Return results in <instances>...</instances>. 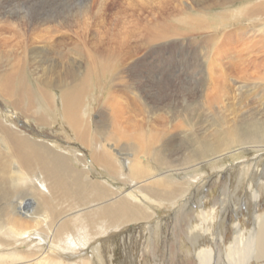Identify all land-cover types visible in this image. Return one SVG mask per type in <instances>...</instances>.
Listing matches in <instances>:
<instances>
[{"label":"bare ground","instance_id":"6f19581e","mask_svg":"<svg viewBox=\"0 0 264 264\" xmlns=\"http://www.w3.org/2000/svg\"><path fill=\"white\" fill-rule=\"evenodd\" d=\"M33 1L34 3L41 2V0ZM43 1L44 3L41 2V4H37L38 7H34V11H28V14L31 15L28 17L27 24L31 30H33V27L36 30L37 28L44 26L41 23L45 19L43 16L37 14L36 11L38 9L46 10V7H49V11H51L54 16H59L63 12L60 11V8L57 9L59 3L63 0H57L55 4L47 3L48 1L45 0ZM188 1L189 0H184V2H181L185 3L191 10L197 11L196 14H193L195 16L188 14L184 17V22L187 23L188 26L192 25L196 28L205 26V24H207L210 19L207 11H209V9L214 6H220V12L215 15L219 18V21L216 22V27L222 28L224 25L242 22V17L244 15H247L248 19L258 16L262 18L260 20L262 22V25L257 23L258 26H256L254 25V21L248 23L246 27H243L241 25L242 23H240L239 28H236L235 31L237 34H239V36H242L245 39H254L251 37V34H254L256 39L259 36L264 37V0H257L258 3L253 5L250 4L252 3V0H247L249 5H242V9L237 7V9H234L233 5H231L239 0H194V3L192 5H188ZM89 8L90 6L85 3V5L82 7V10H80V13H85L83 18L88 16L87 10ZM19 13L20 12L15 13L17 19L18 17H20ZM167 15H169V13ZM9 16L12 17L14 16V14L10 15L9 13ZM4 17H7V15ZM172 17L175 18L177 16ZM177 20L179 21L180 18L176 19V21ZM9 24L10 22L8 23V26L6 24V26L4 24L0 25V94H2L4 97L9 96L15 98V101L17 103H20L21 107H24L26 119L23 120L22 123L25 127H27L26 125L29 124V119L32 118L31 114L34 115L33 117L42 125L48 123L53 126L56 122L62 120L63 122H60V126L62 128L61 133H63L64 135H68L70 139H77L80 140V142L82 141L83 143L88 145L89 143L91 144L89 145V147H91L93 151V164L92 162H89L87 165V169H84L82 172H76L73 169L72 164L69 162V156L71 158V155L58 152L57 150H55L52 144L45 143L44 140L38 141L30 138L29 136L24 134L23 130H18L14 125L12 126L3 122L2 115L0 114V175L4 176L3 179H0V181L5 182V186L0 183V200H4L8 196L12 199H18L16 203L12 202V205H3L4 207L10 206V210L8 212L6 211V213L0 217V235L1 233L11 235L13 236V239H4L6 243L2 242V240L0 239V246L2 247V245L4 244L17 246L18 244L14 243H19L17 241H24V243L19 247L22 249H18L16 252H0V264H73L70 260L65 259L61 252H59V254L55 252V244H59L61 247L67 249H69L70 247L74 248L73 250H79L81 247L88 246L90 248L89 252H80L81 256L89 255V257L83 260L82 264H135L136 254L131 251V248L135 241L134 234H136L137 232L154 233L155 227L153 226V224H151V220L154 218L156 213H161L162 210H164L166 202H175V200L185 196V193L187 192V190H189V188L187 187L189 182L175 176L179 171H184L186 168L184 170H180V166H178L179 163L176 159H173L175 158L173 157V155L181 154L184 159H187V157L184 156L186 154H184L183 150H190L191 148H178L177 143L175 142V135H169L168 137V134H170L171 132L164 134L166 135H163L164 137L158 135L159 138H161L160 140L156 137L157 135L154 136L150 132L151 124L152 128L153 126H155V124L159 126L158 129L161 133V129L163 127L171 124L176 120V118H179L180 115L177 114V111L175 110L176 112L169 118L167 115L169 114L170 110L166 107L163 106L155 109L153 111L154 113H152V115L150 116V124L148 126L149 131L143 130L144 132L142 134H140V132L139 134L134 132V134L130 135V137L140 136L139 138H142L141 141L139 140V142H136V140L134 142V148L137 150L135 154L136 157L134 159L130 158V161L128 162V167L133 171V174H129V178L118 177L119 180L116 183H114L113 181L111 182L108 177L100 175L98 167H103L104 169L111 171V173H118L121 167L120 165H117V161H122V157H119L120 152L118 150L119 148H122V150L125 151L126 145H124L122 142V136H120L116 131H114L113 133L110 132L108 120H101L97 122L95 129L94 127L91 129L90 124H88V117H85V96L87 94L85 88V74L88 70H85V74L83 72H80L81 69L75 64V60L73 59L72 61H74V63L72 61L68 62L69 65L66 66V73L63 70V65L60 66L56 62V53L61 52L56 46L63 45L62 41H64V37L61 36L60 40H56L55 38L54 41H52V38L54 37V35L52 34L54 32L53 26H44L45 29H42L43 27H41L42 30L40 32L44 34L38 33V35H35L32 32L31 34H34L35 37L29 34L30 30L25 29V33H21V38H23V41L20 42L17 38H15L16 36L13 40L12 37L10 39V37L8 36L7 32L13 33V27L15 26L12 22L10 27ZM162 25L163 24L161 22V26ZM181 25L182 24H180V26ZM19 26L20 23H18L16 26L18 30L20 29ZM154 26L155 24L153 25V27ZM162 27H164V25ZM16 28L14 27V32L17 31ZM157 28L158 27H156V29ZM172 29L173 28H171V31ZM152 31L151 32L154 33V30ZM26 32L28 33L29 37H27ZM127 32L128 31L125 30L104 31V33L101 34H94L93 39H88L87 28L83 33H75L79 39L77 40V42L73 43V52L75 53V51H77L78 55H82L83 51L86 49L88 50V53H92L91 55L93 59L92 62L94 61L93 63H95V61H107L108 63L104 65V67L101 66L99 69L100 73H103L104 75L106 68H110L109 64L111 63V58L114 59L113 51L117 49L111 47L112 42L117 44L119 43L118 47L120 48V50H117V52H121L124 55H128L133 52L131 46H129L130 43L125 38ZM155 33L153 35L151 34L152 37L149 35L151 37H149V39H151L150 41L154 43L157 42L155 40H161L164 38V35H166L163 34L162 36H159L161 35L159 33V35L156 36L157 33L156 35ZM172 33L174 34V32ZM233 34L234 31H232V35ZM258 34L260 35L257 37ZM259 39L261 40L259 41V43H264V38ZM147 41L149 40L147 39ZM30 42L32 43V45ZM215 42H218V40L216 39ZM106 44L107 47L105 46ZM50 48H53L54 54L51 61L46 63L37 59L38 54L41 51H45ZM211 49L212 48H210V50ZM225 53L226 59H228L230 62H235L236 64L237 61H235L236 58L234 56V53L231 52L230 49H227ZM214 54H211L214 58L213 60H220L218 55ZM23 58L26 62H28L29 60H35L34 63L37 64V66H32L33 68H31L30 74L36 75V82L38 84H32L30 82L31 77L27 76L26 70L21 67V62H24ZM238 59L239 58H237V60ZM110 65L111 67L113 66L112 64ZM216 65L222 68V65L220 63L217 62ZM143 67L144 64L138 62L136 69L141 72ZM228 68H233V66H224V69L226 71H229ZM219 78L217 79L219 80ZM238 79L239 81L241 80L239 76ZM218 83L221 84V82H217V84L214 82V85L216 84L217 88L219 87ZM220 86L224 85L221 84ZM225 87L233 91V100L237 99V103L235 104L231 101V114H229V112H226L229 115L226 113L225 115H222L223 113H220L222 112V110L219 112V114H216V119L218 116H220L219 120L217 119L216 121L218 123V127L213 129L211 135L209 136L207 135L208 133L205 132V128L196 130V125L191 124L193 127V131L192 134H190L188 140L191 142L192 140L199 139L200 141L195 143L196 147L193 146V150L187 151V153L191 152L193 154L192 156L195 159L198 154L200 156L213 154L212 158L214 160L223 162L229 156H240V154L242 155L243 152L251 150L261 151L264 149V111L262 109L257 110L258 107L246 108L247 106L245 104V101L247 100V97L241 93L245 89L243 84H241L239 88V91L241 93L240 95L237 94V92L230 86ZM55 88H59V91L61 93L55 91ZM202 88L205 89L206 87ZM209 89L208 92L211 91ZM57 93L59 95V99L57 98ZM207 94L209 95V93ZM207 94L205 96H207ZM204 100L205 99L202 98V101ZM208 104L211 105L210 101ZM243 104L245 105V108H243ZM212 107H214V104ZM4 109H6V112H11L9 113L11 114L9 116H20L17 111L9 109L8 106ZM58 110H60V112ZM184 110L186 111V109L181 110V116H185V114H182ZM200 110L202 111V109ZM204 114L203 118L205 119L204 116L206 115ZM156 115H159V117L157 118ZM132 116L133 115H131V119L126 117L125 120H121V122H124L126 124V129H131L133 127L132 121L134 119L133 117L136 115H134L133 117ZM157 119V123L159 124L156 123ZM183 120L185 119L183 118ZM178 124L179 123H177V125ZM188 125L190 126V123ZM66 127H69L71 133L67 131ZM173 128H175V126ZM176 129L178 130V128ZM162 131L164 133V129ZM40 133L43 137L47 138L46 134L42 132ZM71 135H74V137ZM102 136L103 138L99 142L101 149H97L95 142L96 137L101 138ZM127 137H129V135ZM162 139L163 141H161ZM174 148L177 149L174 150ZM150 152H152L151 155ZM79 158L84 159L85 157L83 158V156L81 157L80 155ZM190 160L193 159L190 158ZM201 161H203V159ZM13 163H17V170L13 169V167L10 165H13ZM196 166L199 167L204 165L202 162H196ZM86 171L90 172L91 174H87ZM96 177L98 180L96 179ZM101 178H104L109 182L105 183L103 182V180H100ZM244 178L245 175H243L240 179ZM37 179H40L38 180L40 181V185H36L35 182L37 181ZM132 179H135L136 181H134L132 184H129L128 187H125L121 183L122 181L124 184H127ZM13 181L15 183L18 182L19 185H16L15 188L19 191H26L27 189L25 190L22 187H26L25 185L27 184L29 188L33 189V187H36L38 190V195L36 194L38 198L35 197L34 199H36L35 202L38 205L34 206L35 202L32 198L28 199L27 202L23 201L22 199H24L25 196L24 192L22 193L18 190H14L13 185L12 189L9 188L8 185ZM110 182L114 183L115 186L119 187L122 190H118L117 188L109 186ZM261 182L262 179L257 173L256 177L254 178V182L252 183V191L249 193L251 203L253 202L255 204L256 200L258 199V191L255 190L254 184H259ZM90 202L94 203L89 204ZM77 205H80V208L72 209ZM1 206L2 204L0 205V207ZM190 207L191 204L189 205L188 202L185 203L184 206H181L179 210H177L178 214L176 215L175 221L172 225L171 237L174 236L178 238L182 234H185L186 238L188 237L190 244L195 249V259L197 261L196 264H213L212 255L215 252L217 253H215L216 257L214 258L216 259V262L218 264H252V261L258 264V262H261V260L264 259V215L259 214L253 216L254 224L251 229L243 228L240 224H238L235 231L236 242H231L229 245H227L223 244L224 240L222 239L226 222L223 220V215L220 217V222L217 221L218 215L216 207L213 208L212 212H202V224L194 223L193 219L197 211ZM34 208H38L39 210L36 211ZM5 210H7V208ZM184 222L186 224H184ZM125 224L132 225V228L129 229V233H123L120 237L123 252L121 253V259L117 262L114 263V261H116L114 260L115 255L111 254L110 250L108 249L111 244L110 240L104 239L98 245H90L91 240L94 239L95 236L105 233L112 227L117 228ZM42 232L47 233L49 235V238L45 239L44 236L39 235V233ZM35 234H37V237L34 236ZM20 235L21 239L19 238ZM36 238H41V240H43L44 242L40 241L41 243H38L36 242ZM207 238L209 239L207 240ZM218 238L221 240V244H223V247H221L219 243H216V241H218ZM169 250L170 252L173 251L170 248ZM55 254L58 256H56ZM15 255L18 257H16ZM90 255L92 256V258H90Z\"/></svg>","mask_w":264,"mask_h":264},{"label":"rangeland","instance_id":"374dc122","mask_svg":"<svg viewBox=\"0 0 264 264\" xmlns=\"http://www.w3.org/2000/svg\"><path fill=\"white\" fill-rule=\"evenodd\" d=\"M1 1L2 0H0V23H3H1L0 25L6 24L8 26V23L10 22V27L12 22L15 25L13 26L16 28L17 24L20 23L19 30L18 28H16L17 31L14 32L13 27V33L7 32L10 39L12 37L13 40L16 36L15 38H17L21 42L23 41V38L21 37L22 34L26 31L25 29L30 30V35H32V32L35 35H38V33L40 34V31L42 29H45L47 25L53 26L54 32L52 34L54 35V37L52 38V41H54L55 38L56 40H60L61 36L64 37V41H62L63 45L56 46L61 51L60 53H56V62L60 66L63 65V70L66 73V66H68V62H71L73 59L75 60V64L81 69L80 72H83L85 74V70H88L85 74V88L87 91V94L85 96V117H88V124H90L91 129L93 127L95 129L97 122L101 120H108L110 132L113 133L114 131H116L120 136H122V142L124 145H126L125 151L122 150V148H119L118 150L120 152L119 157H122L121 162L117 161V165H120L121 167L119 172L111 173V171H108L103 167H98L101 176L108 177L111 182L113 181L114 183H116L119 180L118 177L129 178L128 176L133 174V171L128 167V162L130 161V158L134 159L136 157L135 154L137 150L134 148V142L136 140V142H139V140L141 141L142 138H139L140 136H132V138L130 137V135L134 134V132L138 134L140 132V134H142L144 131H149L148 126L150 124V116L152 115V113H154L153 111L155 109L163 106L166 107L170 110L169 114L167 115L169 118L170 116H173L176 111V113L180 115L179 118H176V120L173 121L174 123L172 122L171 124H168V126L166 125L165 127H163L161 129V133L158 129L159 126L155 124V126H153L152 128L151 124L150 132L154 136L157 135L156 137L159 140L161 138H159L158 135L163 136L164 134L171 132L170 134H168V137L169 135H175V142L177 143L178 148H191L190 150H183L184 154H186L184 156H186L187 159H184L181 154L173 155V157H175L173 159H176L179 163L178 166H180V170H184L186 168L184 171H179L178 173L176 172L177 174L175 176L181 178L182 180L188 181L189 184L187 185V187L189 188V190H187L185 196L180 197L179 199L175 200V202H166L164 210H162L161 213H156L154 218L151 220V224H153V226L155 227L154 233L137 232L136 234H134L135 241L133 238L134 244L131 248V251L136 254L135 264H196L197 261L195 259V249L190 244L188 237L186 238L185 234H182L178 238L174 236L171 237L172 225L175 221L176 215L178 214L177 210H179L181 206H184L185 203L189 202V205L191 204L190 208H193L195 211H197L193 219L195 224H202L203 211L212 212L213 208L216 207L218 215L217 221L220 222V217L223 215V220L226 222L222 239L224 240L223 244L227 245H229L231 242H236L235 231L238 224H240L243 228L251 229L254 224L253 216L259 214L264 215V149L261 151L251 150L243 152V154H240V156H229L223 162L214 160L212 158L213 154H207L204 156H200L198 154L199 156L195 155V159L192 156L193 154L191 152L187 153V151L193 150V146L196 147L195 143L200 141L199 139L192 140L191 142L188 140L190 134H192L193 131L192 125H196V130L205 128V132H207V135L209 136L211 135L213 129L218 127V123L216 121L217 119L219 120L220 116H218L216 119V114H219L221 110L222 112L220 113H223L222 115H225L226 112H229V114H231L230 108L232 106V102L236 104L237 99L233 100V91L229 90L225 86H230L237 92V94L240 95L242 93L247 97V100L245 101V104L247 106L246 108L258 107L257 110L262 109L264 111V43H259V41H261L259 38L264 37L259 36L260 34H258L257 37H259L256 39L255 35L251 34V37L254 39H245L242 36H239V34H237L235 31L236 28H239L240 23H242L241 25L243 27H246L248 23L254 21V25L256 26H258V24L262 25V22L260 21L262 18L256 16L255 18L248 19L247 15H244L242 17V22H236L233 24L231 23L220 28L216 27V22L219 21V18L215 15L220 12L221 8L220 6H214L209 9V11H207L208 15L210 16L209 22L203 27L196 28L192 25L188 26V24L184 22V17L186 15L191 14L192 16H195L193 14L197 13V11L191 10L185 3H182L184 2V0H181L182 2L180 0H150V2L149 0H63L59 3L57 8H60L61 12L63 11V14L60 12L61 14L59 16H54L53 13L49 11V7H46V10L38 9L36 11L38 15L43 16L45 19L41 23L45 27L41 26L43 28H37L36 31L34 27L33 30H31L27 24L28 17L31 15L28 14V11H34V7H38L37 4H41V2L44 3L43 0H41L40 3H34L33 0H4L5 2ZM45 1H48L47 3L52 4H55L57 2V0ZM251 2L252 3L250 4L252 5L258 3L257 0H252ZM85 3H87L90 8L87 10L88 16L83 18L85 13H80V10H82V7L85 5ZM193 3L194 0L188 1V5H192ZM231 5H233L234 9H242V5H249V3L247 2V0H239ZM16 12H20V17H18V19L17 16H15ZM9 13L10 15L14 14V16H9ZM168 13L169 15H167ZM170 13L174 17L177 16L175 17L176 19L180 18V20L176 21V19L173 18ZM6 15L8 18L4 17ZM161 22L164 27H162L163 25L161 26ZM154 24L156 27H158L157 29L155 26L153 27ZM167 24L168 26L170 25V29ZM180 24H182V27L180 26ZM87 28L88 39H93L94 34H101L104 33V31H128L125 38L130 43L129 46H131L133 52L128 55L117 52V50H120V48L118 47L119 43L117 44L112 42L111 47L114 49L117 48L115 51H113L114 59L111 58L110 61V64H112L114 67L112 66V68L109 64L110 68L107 67L108 69L106 68L105 74L103 75V73H100L99 69L101 66L104 67V65L108 63L107 61L102 60L95 61V63H93L94 61L92 62V53H88V50L86 49L83 51L82 55H78L77 51H75L77 55L73 52V43L77 42V40L79 39L75 33H83ZM151 28L152 30H154V33L157 31V35L155 33L156 36H158L159 33L161 34L159 36H162L163 34L170 35H164L163 39L155 40L157 42L154 43L150 41L151 39H149V37H152V35L154 34L152 33L153 31L151 30ZM171 28H173L172 31ZM232 31H234L233 35ZM172 32H174V34ZM34 34L32 35L33 37H35ZM26 35L27 37H29L27 32ZM215 37L218 42H215ZM147 39L149 41H147ZM105 46L107 47V44ZM210 48L212 49L210 50ZM227 49H230V51L234 53V56L236 58L235 61H237L236 64L235 62H230L228 59H226L225 51H227ZM212 52H214L215 54ZM211 54L218 55L220 60L214 61V58ZM53 55V48H50L48 50L41 51L38 54L37 59L47 63L53 59ZM237 58L239 59L237 60ZM34 62L35 60H29L28 62L24 60V62H21L20 65L21 67H23V69L26 70V75L31 77L30 82L36 85V75L30 74L31 68L37 66V64H35ZM72 62L74 63V61ZM138 62L144 64L141 72L136 69ZM217 62L222 65V68L216 65ZM230 64L233 66V68H228L229 71H226L224 69V66L230 67ZM238 76L242 80V82L241 80L239 81ZM217 78H219V80ZM214 82L216 84L217 82H221V84H223L224 86H220L221 84L218 83L219 87L217 88L216 84L214 85ZM241 84L244 85L245 89L240 93L239 88ZM202 87L206 88L203 89ZM207 87H209L210 89ZM208 89L211 91L208 92ZM54 90L58 93H61L59 91V88H55ZM58 93L57 98L59 99ZM207 93H209V95ZM206 94L207 96H205ZM202 98L205 100L202 101ZM210 98L212 101L210 100ZM209 101L211 105L208 104ZM212 103L214 104L215 108L212 107ZM7 106L9 107V109L17 111L21 117L17 115H15L14 117L9 116L11 115L9 114L11 112H6V109H4ZM20 107V103H17L15 101V98L9 96L4 97L2 94H0V114L2 115L3 122L12 126L14 125L18 130H23L24 134L32 139L38 141L44 140L45 143L52 144L55 150H57L58 152L71 155V158L69 156V162L72 164L73 169L76 172H82L84 169H87V165L89 162H92L93 164V151L92 148L89 147V145L91 144L89 143L88 145L83 143L82 141L80 142V140L70 139L68 135H64L63 133H61L62 128L60 126V122L62 123V120L56 122V125L54 124L53 126L48 123L42 125L33 117L34 115L31 114L32 118L29 119V124L26 125L27 127H25L22 123V121L26 119V114L24 113L25 109L24 107ZM243 108H245L244 104ZM183 109H186V111L184 110L182 113L185 114V116H181L180 114L181 110ZM200 109H202V111ZM58 111L60 112V110ZM197 111L198 113L200 111L201 114L199 113L198 115ZM203 114L206 115L204 116L205 119L203 118ZM131 115H136L134 117L132 116L134 118L132 121L133 129H126V124L124 122H121V120H125L126 117L131 119ZM156 116L157 118L159 117V115ZM197 116L199 119L197 118ZM183 118L185 120H183ZM157 121L158 119L156 120V123ZM176 122L180 125H177ZM189 123L190 126L188 125ZM174 126L175 128H173ZM176 128H178V130ZM66 129L69 133H71L69 127H66ZM163 129L164 133L162 131ZM40 132L46 134L47 138L43 137ZM128 135L129 137H127ZM71 136L74 137V135ZM103 136L101 138L96 137L95 142L97 149H101L99 142L101 141ZM161 141H163V139ZM176 149L177 148H174V150ZM151 154L152 152H150V155ZM80 155L81 157L83 156V158H85L80 159ZM189 157L193 160H190ZM202 159L203 161H201ZM195 161L202 162L204 166L197 167ZM188 163L191 165H189ZM10 165L13 167V169L17 170V163H13V165ZM86 173L89 175L91 174L88 171H86ZM257 173L262 179V182L259 184H254L255 190L258 191V199L254 204L250 201L249 193L252 191V183L254 182V178L256 177ZM243 175H245V178L240 179ZM3 177L4 176L0 175V179H3ZM38 180L40 179H37V181L35 182L36 185H40V181ZM100 180H103V182L105 183L109 182L104 178H101ZM131 181L127 184H124L122 181L121 183L125 187H128L129 184H132L136 180L132 179ZM111 182L109 186L117 188L118 190H122ZM0 183L5 186L4 181H0ZM12 185L14 186V190H18L15 188L16 185H19L18 182L15 183L13 181L8 185V187L12 189ZM25 186L26 187L22 188L25 190L27 189L26 191L18 190L19 192H24L25 194L24 199H22L23 201L27 202L30 198H38V190L36 187H33L32 189L28 187V184ZM8 197H6L7 202L6 199L0 200V205H12V202L16 203L18 201V199H12L11 197H9V199ZM35 201L36 199H34V202ZM93 203L94 202H90L89 204ZM36 205L38 204L35 202L34 206ZM2 206L0 207V217L3 216L6 211L8 212L10 210V206ZM6 208L7 210H5ZM77 208H80V205L74 206L72 209ZM34 209L36 211L39 210L38 208ZM184 224L186 223L184 222ZM131 226L132 225L130 224H125L117 228L112 227L105 233L95 236L94 239L91 240L90 245H98L104 239L110 240L112 246L110 244V247H108V249L110 250L111 254L115 255V263L121 259V253L123 252L120 237L123 233H129V229L132 228ZM39 235L44 236L45 239L49 238V235L47 233L42 232L39 233ZM34 236L37 237V234H35ZM19 238L21 239V235L19 236ZM0 239L2 240V242L6 243L4 239H13V236L1 233ZM208 239L209 238H207V240ZM40 241L42 242L43 240H41V238H36V242L41 243ZM17 242L19 243H14L18 244L17 246L5 244L2 245V247L0 246V252H16L18 249H22L19 247L24 243V241ZM216 243H219V245L223 247V244H221L222 242L219 238ZM169 248L173 251L170 252ZM73 249L74 248L71 247L69 249L61 247L59 244H55L54 248L55 252H57L58 254L59 252H61L65 259L70 260L73 264H82L83 260L89 257V255H80V252H89L90 248L88 246L81 247L79 250ZM215 253H213L212 255L213 264H218L216 262V259L214 258L216 257ZM90 258H92L91 255ZM251 263L257 264L253 261ZM262 263H264V259H262L261 262H258V264Z\"/></svg>","mask_w":264,"mask_h":264}]
</instances>
